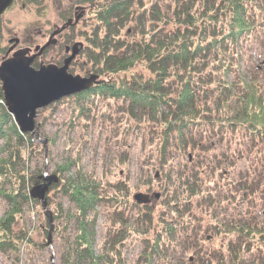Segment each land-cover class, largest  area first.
Masks as SVG:
<instances>
[{
  "label": "trees",
  "instance_id": "trees-1",
  "mask_svg": "<svg viewBox=\"0 0 264 264\" xmlns=\"http://www.w3.org/2000/svg\"><path fill=\"white\" fill-rule=\"evenodd\" d=\"M26 1L39 11L44 0ZM82 5L92 7L95 20L91 31L84 32L86 44L82 43L79 55L88 65L85 75L94 81L56 103L69 102L72 114L83 118L93 116L96 109L114 115L124 121V132L148 124L160 148L174 140L191 147L205 145L208 157L216 158L217 164L220 159L231 162L245 157L253 168V172L239 171L235 182H229L232 185L218 184L220 179L205 188L186 179L183 188L168 184L174 190L165 204L172 210L161 222L164 228L151 227L155 237L149 240L151 253L142 256V264H152L162 250L173 247L166 239L171 241L179 232L184 242L192 244L187 233L200 230L188 218L193 207L209 216L205 227L222 236L225 244L208 248L186 264H264V76L250 73L243 57L244 44L264 45V0H72L62 11L72 17ZM0 140L5 152L0 157V200L7 205L0 218V254L17 255L31 242L20 216L24 204L40 202L29 195L40 179L18 169L25 144L31 146L30 132L20 131L8 112L1 82ZM212 147H217L219 156L210 151ZM56 170L58 180L49 188L69 206L47 193L42 217L46 242L51 231L62 244L61 264H121L131 230L125 214L137 207L139 213L145 204L130 201L126 186L120 194L104 193L100 183L79 168L67 177L63 176L67 167ZM183 193L186 197L179 198ZM252 199L251 208L240 206ZM105 202L112 219L102 251L94 254L97 207ZM223 202H233L232 215ZM204 205L210 212L198 207ZM69 224L74 226L71 235Z\"/></svg>",
  "mask_w": 264,
  "mask_h": 264
},
{
  "label": "rangeland",
  "instance_id": "rangeland-1",
  "mask_svg": "<svg viewBox=\"0 0 264 264\" xmlns=\"http://www.w3.org/2000/svg\"><path fill=\"white\" fill-rule=\"evenodd\" d=\"M71 2L72 0H44L38 11V7L26 0H15L0 16V48H3L0 51V61L7 59L8 55L4 50L9 37L19 38L21 47L26 48L31 45L30 54H33L35 45L40 47L47 42V36L58 39L62 25L57 14ZM84 6L82 5L79 11L84 18L82 20L78 18L74 29L69 32L72 38L76 37L86 44L84 32L91 31L95 19L91 12L92 7L86 9ZM41 34L46 36L42 37ZM26 54L30 55L27 51ZM243 57L250 73L264 76V45L257 41L244 44ZM34 62L37 64L35 68L41 65L63 64L58 47L36 57ZM83 62V57L79 56L69 64L68 69L71 68V72H68L87 77L85 72L88 70V65ZM256 64L260 66L258 69L255 67ZM101 104L102 102L98 104L99 109ZM71 114V104L67 101L57 103L55 101L36 110L34 127L30 132L31 146L25 144L23 159L21 158L18 169L37 176L54 175L57 179L58 166L67 167L68 170L63 173L64 177L74 176L76 169L79 168L81 173L96 179L100 183V190L104 193L120 194L124 192L122 186H126L130 201H134L133 195L136 193L147 195L146 202H136L138 206L145 204V208H140L146 215L140 213L141 210L138 213L139 207L125 214V224L130 226L131 230L122 248L121 264H142V256L147 252L151 253L149 240L154 239L156 232L151 227L164 228L161 222L169 218V211L172 210V206L165 204L166 196L174 190L173 186L168 184L181 186L186 179L188 184L195 181L197 187L205 188L206 185L220 179L218 184L227 181L228 185H232L229 182H235L239 171L253 172L250 161L245 157L231 162L229 158L220 159L217 164L216 158L208 157L205 145L191 147L189 144L174 140L165 148H160V142L148 124L135 125L134 128H128L124 132L122 131L124 121L114 115L111 118L106 112L96 109L93 111V116L87 118ZM216 148L212 147L210 151L219 156L220 152ZM2 149L3 142L0 140V157L5 154ZM219 172L222 177L219 176ZM167 174L170 175L168 179ZM164 186L168 187L167 192L163 191ZM263 186L264 182L261 187ZM223 187L224 190L227 189L225 185ZM258 190L261 189H255L254 192L258 193ZM47 193L61 201L64 207L69 206L67 200L55 190L48 188ZM182 197H186L185 193L179 198ZM254 202L255 199H252L245 204L240 203V206L251 208ZM105 203L97 207L95 235L91 243L94 254L100 252L102 239L105 237L107 227L110 226L108 220L112 219L110 204ZM222 204H228L227 214L232 215L235 212L231 208L233 202ZM198 207L202 211L211 210L207 205ZM46 208L47 205L41 201L24 204L20 224L27 229L31 242L28 246L21 247L17 255L0 254V264H61L63 247L60 241L50 231L51 241L46 242L42 217ZM6 210V203L0 200V218ZM208 217L206 213H201L200 209L193 207L188 218L198 225L200 230L197 233L192 231L187 233L192 239V244L188 241L184 242L181 238L183 235L179 232L171 237V241L166 239V242L173 247L169 249L167 246V249L162 250L152 264H186L187 259L192 262L195 255H204L208 248L214 249L225 244L222 236H217L210 228L205 227ZM73 230V224H69L68 235H71ZM164 238H167L166 235Z\"/></svg>",
  "mask_w": 264,
  "mask_h": 264
},
{
  "label": "water",
  "instance_id": "water-1",
  "mask_svg": "<svg viewBox=\"0 0 264 264\" xmlns=\"http://www.w3.org/2000/svg\"><path fill=\"white\" fill-rule=\"evenodd\" d=\"M11 2L12 0H0V13ZM77 53L78 48L74 45L71 54L64 59L61 66L48 64L35 68L31 65L32 58L23 54L21 56L20 52H15L11 57L0 61V82L4 103L20 131L33 130L38 108L80 92L92 84L94 77L72 75L67 70L70 61ZM39 179L42 181L31 187L29 195L46 205L45 194L57 179L54 175L44 174L40 175ZM133 200L144 203L147 201V195L136 193L133 195ZM50 241L49 232L47 243Z\"/></svg>",
  "mask_w": 264,
  "mask_h": 264
},
{
  "label": "flooded vegetation",
  "instance_id": "flooded-vegetation-1",
  "mask_svg": "<svg viewBox=\"0 0 264 264\" xmlns=\"http://www.w3.org/2000/svg\"><path fill=\"white\" fill-rule=\"evenodd\" d=\"M15 0H13L11 2V4H9L3 11L2 13L0 14V16L5 12V10L10 7L13 3H14ZM21 6H22V3H21ZM86 6V5H85ZM84 6V7H85ZM67 8V6L65 7ZM64 9V8H63ZM62 9V10H63ZM60 11L58 12L57 14V18L58 20H60L61 22V27H60V31L58 33V39L56 38H53V37H50V36H47V42L43 45H41L40 47L38 45H35V47L33 48L34 52L33 54H30L31 51V45L27 46L26 48L24 47H21L19 45L20 43V39L17 38V37H9L7 39V44L5 45V54L6 55H10L11 56L13 55V53L15 52H20V55L22 56V54L26 57H30L32 58L31 60V64L34 63V60L36 59V57L38 56H41L42 54L48 52L49 50H52L56 47H58V51H59V55H60V60H63L68 57L71 52H72V47L74 45L77 46L78 48V53L74 56V58L70 61V64L75 61L80 55H79V52H80V49L82 47V41L78 40V38L74 37L72 38V36L70 35V32L69 30H73L74 27H75V22L76 20L79 18L80 20H82L84 17L82 15V13H78L76 14L75 16L70 15L69 11H62L61 12V15H66V18H62L61 15H59ZM72 22V25H69V22ZM42 37H45L46 34H41ZM17 39V40H16ZM78 43V45L76 44ZM27 49V50H26ZM26 51L29 52L30 55H27L26 54ZM8 56H6L8 58Z\"/></svg>",
  "mask_w": 264,
  "mask_h": 264
}]
</instances>
